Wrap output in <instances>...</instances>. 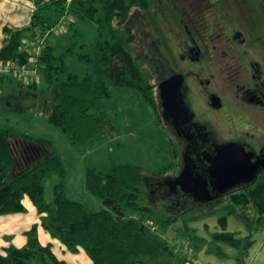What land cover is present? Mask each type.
Here are the masks:
<instances>
[{
    "label": "trees",
    "instance_id": "obj_1",
    "mask_svg": "<svg viewBox=\"0 0 264 264\" xmlns=\"http://www.w3.org/2000/svg\"><path fill=\"white\" fill-rule=\"evenodd\" d=\"M155 1L34 0L35 8L28 25L3 26L0 62L17 60L20 63L28 62L31 55L21 51L25 39H33L54 26L65 12L75 22L94 26L95 34L89 43L79 41L81 33L75 29L71 31L67 47L58 54L48 42L38 58V82L26 84L11 75L0 74V107L10 109L15 103L20 110L36 109L82 154L94 140L109 134L113 166L103 172L92 163L84 164L86 189L105 206L89 213L80 202L65 195V166L50 140L0 128V215L25 211L27 196L50 235L71 252L82 248L90 264H173V259H177L173 245L160 230L179 223L180 219L183 230L177 227L179 235L185 238L188 247H199L205 240L190 226L191 221L215 215L220 210L225 212L217 219L222 229L212 233L208 250L220 257L227 256L222 247L225 244L232 253L235 251L238 264H245L243 258L255 241L252 232H258L262 241L264 170L252 183L230 189L211 202L167 209V214H160L159 210L167 208V202L156 196L152 183L164 180L172 166L179 170V148L168 136L172 162L158 173H145L121 156L114 116L97 106L99 100L113 97L108 80L119 87L136 89L156 114V121L162 124L156 113L158 79L153 80L159 75L155 69L153 73L144 66V62L149 63L147 55L135 53L139 33L130 22L134 13L143 12L151 30L160 34L162 27L152 12ZM248 1L264 6V0L260 4L256 0ZM165 2L176 6L175 0ZM67 56L83 65V73L68 69ZM51 178L54 180L52 198L47 200L46 182ZM229 215L242 218L246 234L227 229ZM36 227L33 225L26 231L24 245L0 249V264H66L55 254L50 242H40ZM190 259V256L184 257L178 264Z\"/></svg>",
    "mask_w": 264,
    "mask_h": 264
},
{
    "label": "flooded vegetation",
    "instance_id": "obj_2",
    "mask_svg": "<svg viewBox=\"0 0 264 264\" xmlns=\"http://www.w3.org/2000/svg\"><path fill=\"white\" fill-rule=\"evenodd\" d=\"M235 3L238 6L164 5L153 11L161 26L163 21L177 26L169 28L168 35L153 32L149 59L159 63L153 64L159 75L156 96L162 124L182 146L179 170L152 183L168 210L197 203L191 193L184 194L167 181L187 163L193 172L203 173L205 156L215 153L216 144L239 142L254 157L264 152V141L259 144L264 137V6L248 0ZM174 74L182 79L181 103L169 111L163 107L158 84ZM217 134L236 138L218 141Z\"/></svg>",
    "mask_w": 264,
    "mask_h": 264
},
{
    "label": "rangeland",
    "instance_id": "obj_3",
    "mask_svg": "<svg viewBox=\"0 0 264 264\" xmlns=\"http://www.w3.org/2000/svg\"><path fill=\"white\" fill-rule=\"evenodd\" d=\"M175 2H176V6H213L214 4H217V3L223 4L224 6H238L237 3H235L236 2L235 0H229V1H225V0H198V1L175 0ZM259 2L261 3V0H256L255 3L260 4ZM166 3L167 2H165V0H162L161 3L156 0L152 4V6H154V8L152 9V12L153 11L156 12L158 10L157 6H164ZM167 5L169 4L167 3ZM247 6H251V4H248ZM71 17L72 16L69 15L68 20L71 19ZM130 22L133 25V27L136 29L137 33H139L138 34L139 38L137 40V44L135 45V48H138V49L137 50L135 49V53L137 51V54H138V51H140L141 54L139 55L145 54L147 55V59L151 60V55H152L153 50L150 47V44H151L150 42L153 39H155L153 36V32L155 31L151 30L150 23H148L147 19L144 18L143 12L134 13L131 17ZM75 24H76L75 28L78 29L79 32L81 33L78 40L84 43L85 42L89 43L93 39L94 34H95L94 26L92 24L83 23L80 21H76ZM161 27L163 28V32H161L160 34L165 33L166 35H168L169 28L174 27L175 29H177V26H175V24L169 25L165 21H163ZM72 32H70L69 34H71ZM60 33H63V32L60 31L58 34ZM154 35H159V34L155 32ZM58 36H59L58 42L60 43L64 41V45L63 47L54 46V51L57 54L66 48L70 40V39L68 40V38L70 37L69 35L66 36V34L65 35L62 34ZM58 36L55 35V37H58ZM153 58L155 59V57ZM150 60L148 64L147 62H144V66L147 68L149 67L148 68L149 71L154 73V69H155L154 64H159V63H157L156 59L154 61H150ZM66 64H67L68 69L70 70L76 71L78 73H83L84 71L83 65L71 56L66 57ZM38 75H39V72H38ZM156 78L159 79V77L154 76L153 80L156 81ZM155 96H156V93H155ZM28 99H30V95ZM123 99H125L127 103L130 104L131 108L129 111L123 108V104H122ZM107 102H114L115 105L118 102V104L121 105L120 109H122V112H119L117 109H108L106 111H108L111 115L114 116L115 121L113 119V122L116 124L115 126L118 129V139L121 144V156L124 159L133 163L134 165L141 167L144 170V172L147 174L158 173V171L161 168L165 167L167 164L172 162L173 157L171 153V145L167 137L168 136L172 137L173 141L179 148V151H180V148H182V146L180 143H178V141L174 138V136L171 134L170 131H169L170 135L168 134V132L167 134L166 132H164L165 129L163 130V127H164L163 124L160 125L156 121V114L151 110L150 107H148L144 102H142L141 105H136L133 107V103H130L127 100V98L122 97V96L119 97L116 95V93L114 94V97L107 100ZM157 104L158 106H157L156 113H157V116H159L160 118L161 107H160L158 100H157ZM17 105L18 104L14 103L12 106L9 107L10 108L9 110L6 109V107H0V126H3L4 129H12L13 131H16L18 133H24L34 138L39 137V135H41L39 132L40 129L38 128V125L35 120V118L43 120V117L41 116L39 111H37L36 109L30 110V108L25 109V110H20ZM132 107L134 109H137L140 112L142 111L140 113V116L141 115L148 116L150 114V116L154 119V124L151 127V125L146 121V119L145 120L129 119L130 123H133L135 122V120H137V122L140 123L141 126L139 124H136L134 130L131 126H129L127 129L128 130L130 129L132 131V135H128L124 137V135L123 134L121 135V133L124 132L123 128H126L125 125H123V124H126V122L122 118H126L128 113L129 115L133 114L134 116ZM146 108L147 110H145ZM59 132L60 134H62L60 130ZM45 135L46 136H43V137H47L46 138L47 140L53 139L52 140L53 142L52 141L51 142L53 143V145L55 146L58 153L61 155L63 159L64 166H65L64 184H65V195H66V193L69 192V185H70L69 180H68L69 173H67L68 165H70L69 164L70 161L68 158L69 156H67L69 155V153L75 152L79 156L81 155L83 157V164L92 163L96 167H98V164L95 158L92 157L90 153H87L88 150L85 154H82L77 149H74L71 145H69L73 151H70V150L65 151L64 148H61L56 143L55 137L51 134V132H48ZM158 136L160 137L162 136L165 140L167 139L166 144H167V148L169 149L168 155H167V151L165 150V147L162 145ZM233 138H236V137L229 138L226 135L217 134L218 141H227ZM263 138L264 137L260 138L259 144H262V142L264 141ZM248 142L254 146L253 141L248 140ZM109 151H110L109 152L110 157L111 159H113L112 158L113 151H111V145H110ZM175 167L176 166H172V169L168 171V174H173L174 171L176 172L177 169H175ZM53 182L54 180L52 178L47 180L46 182L47 200H51L52 198ZM67 198L69 197L67 196ZM163 203L164 202L162 201L161 204ZM24 204L26 205L25 211L0 215V249H2V247L4 246H9V245H15V246L24 245L27 241L26 231L29 230L33 225H36L37 226L36 231H37V235H38L40 242L45 243V244L50 242L55 254H57V256L60 259L64 260L66 264H90L91 263L89 256L86 254V252L82 248H79L76 252H71L64 247V245L61 243V241L58 238L50 235V233L41 225L39 214L37 213L35 206L32 204V202L29 200L27 196H25L24 198ZM159 211L161 212L160 214L168 213L167 208L163 210L161 209ZM224 213L225 212H222L219 210V212H217L215 215H205L204 217L200 219H195L191 221L190 226L194 227L196 234L199 237L203 238L205 241L202 244H200L199 247L190 248V251H191L190 258L191 259L185 261L183 264H238V261L236 260L237 255L235 254V251L232 253L230 251L231 248L227 247V245L225 244H222V247H223V250L226 252L227 256L220 257L216 255L213 251L208 250L209 245H210L208 241L211 239L212 233L222 229V226H220L217 223V219ZM227 219H228L227 226H226L227 229L240 230L242 235L246 234L245 224L243 223V220L241 217H238L236 215H229ZM182 225H183L182 221L179 219V223L172 224L169 226V228H164V229L162 228L160 232L167 239V241H169L172 245L176 242L185 243L186 242L185 238L179 235L180 231L178 230L177 232V227H181V229L183 230ZM252 237L255 238V241L250 246V248H248L247 255L243 258L244 262L245 264H264V247L263 248L261 247L262 249L259 247L261 243L259 233L256 231H253ZM172 247L174 248L173 250L175 251L174 258L177 257V259H173V264H174V260H175V263L178 264V262L180 260H183L184 257H189L183 251L176 250L174 245Z\"/></svg>",
    "mask_w": 264,
    "mask_h": 264
},
{
    "label": "crops",
    "instance_id": "obj_4",
    "mask_svg": "<svg viewBox=\"0 0 264 264\" xmlns=\"http://www.w3.org/2000/svg\"><path fill=\"white\" fill-rule=\"evenodd\" d=\"M34 8H35L34 0H0V48L3 44V39H4V34L2 32L3 26L20 28V27L28 25L30 22L31 15H32ZM73 22H75V19L71 17V19L67 20L66 25H65L66 29L62 31L63 33H60V34L57 33V34L52 35L51 41L49 43L52 44L53 48H54V46H62L63 47L64 41L59 43L58 42V38H59L58 35H62V34L65 35L66 34V36L67 35L71 36V34H69V33L76 29L75 28L76 24H73V26H70ZM55 35H57L58 37H55ZM69 38H68V40H69ZM29 40H31V39H28V40L25 39L23 44ZM106 82L109 86V89H111L113 92V97H114L115 93L119 97H121V96L125 97V98H127V100L130 103H133V107L136 105L142 104L143 101L141 99L139 92L136 89L131 88V87H123V86L119 87V86L114 85L112 82H110L108 80H106ZM107 100H109V99L99 100L97 106L103 110L117 109L119 112H122V109H120L121 105L118 104V102L115 105L114 102H107ZM132 100H133V102H132ZM122 104H123V108L125 110H127V111L130 110L131 106L129 103H127V101L125 99L122 100ZM133 107H132V111L134 112V116H133V114L130 113L131 115H129V113H128L126 118H122L126 122V124H123V125H125L126 128H123L124 132L121 133V135L123 134L124 137L128 136V135H132V131L130 129L129 130L127 129L129 126H131L134 130L136 124L140 125V123H138L137 120H135V122H133V123H130L129 119H140V120L146 119V121L151 125V127L154 124V119L150 116V114L148 116H144V115L140 116V113L142 111L140 112L137 109H134ZM145 110H147V108ZM35 120H36V123L38 125V128L40 129L39 132L41 134L37 138H45L46 139L47 137H43V136H46L45 135L46 133L51 132V134L55 137L56 143L61 148H64L65 151H68V150L73 151L72 148L69 146L70 144L68 143V141L66 140L64 135L60 134L59 130H57L53 126L49 125L45 121V119H43L44 120L43 121V120H40L38 118H35ZM0 128H3V126H0ZM158 137H159L162 145L165 147V150L167 151V155H168L169 149L167 148V144H166L167 139L165 140L162 136H161L162 138L160 136H158ZM52 140L53 139H51L50 141H52ZM110 145H111L110 135L106 134V135H102L101 137L94 140L88 148L87 153H90V155L95 158V160L98 164L99 170H101L103 172L109 171L113 166V159H111L110 154H109ZM67 156H69L68 158L70 161V163H69L70 165H68V171H67V173H69L68 180H69L70 185H69V192L66 193V195L69 198H71L70 200L73 199V201L80 202L84 206L85 210L89 213H93V212H97V211H100L102 209H105V206L101 202H99V200H97V198L95 196H93L91 193H89L86 189V186H85V168H84V164H83V157L81 155L79 156L75 152L74 153L71 152ZM60 157H61V155H60ZM61 159H62V157H61ZM62 161H63V159H62ZM167 161H168V159H167ZM163 168H161L160 170H162ZM173 174H175V173H173ZM42 244H45V243H42ZM259 247L260 248L264 247V244L262 241H261Z\"/></svg>",
    "mask_w": 264,
    "mask_h": 264
},
{
    "label": "water",
    "instance_id": "obj_5",
    "mask_svg": "<svg viewBox=\"0 0 264 264\" xmlns=\"http://www.w3.org/2000/svg\"><path fill=\"white\" fill-rule=\"evenodd\" d=\"M181 81V75L174 74L158 84L165 110L172 111L180 106L178 90ZM253 157L254 152L246 150L239 142L218 143L215 153L205 156L207 167L203 173L193 172L187 163L167 181V185L179 188L184 194L191 193L198 203H208L228 190L248 185L257 178L264 170V152Z\"/></svg>",
    "mask_w": 264,
    "mask_h": 264
},
{
    "label": "built area",
    "instance_id": "obj_6",
    "mask_svg": "<svg viewBox=\"0 0 264 264\" xmlns=\"http://www.w3.org/2000/svg\"><path fill=\"white\" fill-rule=\"evenodd\" d=\"M69 15L65 12L54 26L44 32H39L33 39L25 42L21 46V51H26L31 54L28 62L20 63L17 60L0 62V74L11 75L26 84L32 81L38 82V58L46 44L51 41L52 35L66 29L65 25ZM262 242L264 243V230L262 231ZM173 245L176 250L183 251L188 256H191L190 247L186 243L176 242Z\"/></svg>",
    "mask_w": 264,
    "mask_h": 264
}]
</instances>
